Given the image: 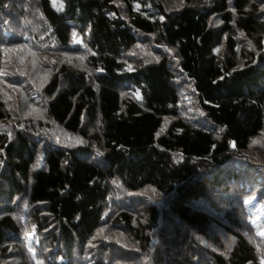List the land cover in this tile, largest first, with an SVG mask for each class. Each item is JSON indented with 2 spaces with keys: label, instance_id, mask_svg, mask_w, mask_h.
I'll return each mask as SVG.
<instances>
[{
  "label": "trees",
  "instance_id": "16d2710c",
  "mask_svg": "<svg viewBox=\"0 0 264 264\" xmlns=\"http://www.w3.org/2000/svg\"><path fill=\"white\" fill-rule=\"evenodd\" d=\"M264 0H0V264H264Z\"/></svg>",
  "mask_w": 264,
  "mask_h": 264
},
{
  "label": "snow or ice",
  "instance_id": "6c2138e0",
  "mask_svg": "<svg viewBox=\"0 0 264 264\" xmlns=\"http://www.w3.org/2000/svg\"><path fill=\"white\" fill-rule=\"evenodd\" d=\"M262 234H264V233H262Z\"/></svg>",
  "mask_w": 264,
  "mask_h": 264
}]
</instances>
